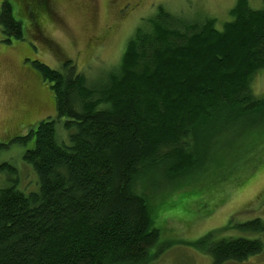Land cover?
<instances>
[{
    "label": "trees",
    "instance_id": "16d2710c",
    "mask_svg": "<svg viewBox=\"0 0 264 264\" xmlns=\"http://www.w3.org/2000/svg\"><path fill=\"white\" fill-rule=\"evenodd\" d=\"M44 2L3 0V42L22 41L32 22L50 19ZM228 15L217 29L216 19L179 18L158 6L127 41L119 65L96 81L68 61L59 70L33 63L55 116L11 140L31 143L23 161L36 187L0 186V264H146L159 231L136 192L140 179L198 168L239 119L259 120L249 132L264 127V99L250 87L264 70V0L259 9L237 0ZM236 230L263 232L264 222ZM211 237L200 241L211 264L242 262L263 248L259 238Z\"/></svg>",
    "mask_w": 264,
    "mask_h": 264
},
{
    "label": "rangeland",
    "instance_id": "374dc122",
    "mask_svg": "<svg viewBox=\"0 0 264 264\" xmlns=\"http://www.w3.org/2000/svg\"><path fill=\"white\" fill-rule=\"evenodd\" d=\"M45 1L50 19L42 20L41 36L33 22L22 41L6 44L0 35V142L9 143L0 150V186L12 183L23 193L36 187V176L23 161L31 143L19 146L11 140L25 134L27 127L55 116L48 84L34 74L35 61L56 70L68 61L88 80L96 81L119 65L127 41L158 6L179 18L216 19L215 26L221 29L237 0ZM246 1L253 9L262 7V0ZM250 87L264 99V70L252 76ZM257 121L250 117L227 126L212 155L201 156L198 168L188 174L167 179L158 169L136 184L159 231L146 264H211L204 253L206 241L200 242L210 232V242L247 237L259 238L263 245L260 254L224 264H264V231L236 230L257 218L264 222V142L257 147L264 127L249 132ZM56 133L60 139L66 136L60 125Z\"/></svg>",
    "mask_w": 264,
    "mask_h": 264
},
{
    "label": "flooded vegetation",
    "instance_id": "af4514ba",
    "mask_svg": "<svg viewBox=\"0 0 264 264\" xmlns=\"http://www.w3.org/2000/svg\"><path fill=\"white\" fill-rule=\"evenodd\" d=\"M36 19H37V17H36ZM33 24H34V27L36 29L35 32H37L36 34L41 36L42 35V31H41L42 24H41V22L35 21ZM29 26H32V25H29Z\"/></svg>",
    "mask_w": 264,
    "mask_h": 264
}]
</instances>
